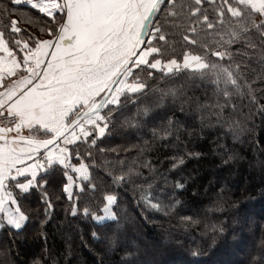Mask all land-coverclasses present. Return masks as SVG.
<instances>
[{
	"label": "snow or ice",
	"instance_id": "1",
	"mask_svg": "<svg viewBox=\"0 0 264 264\" xmlns=\"http://www.w3.org/2000/svg\"><path fill=\"white\" fill-rule=\"evenodd\" d=\"M12 4L35 10L33 19L42 23L30 32L15 18L0 21V230L12 237L26 231L31 217L22 201L37 192L46 219L54 207L48 188L60 173L69 199L74 187L101 192L102 214H92L104 229L92 233L105 245L97 264H106L109 251L131 256L121 242L116 189L131 191L144 207L171 210L184 188L172 172L184 160L176 153L164 168L137 158L136 167L117 156L104 161L105 179L90 173L94 151L120 150L105 144L118 127L129 129L126 137L150 130L151 139L178 145L181 117L192 110L229 128L245 101L264 115V0ZM71 211L77 213L76 205ZM121 264L136 262L122 258ZM248 264H264V249Z\"/></svg>",
	"mask_w": 264,
	"mask_h": 264
},
{
	"label": "trees",
	"instance_id": "2",
	"mask_svg": "<svg viewBox=\"0 0 264 264\" xmlns=\"http://www.w3.org/2000/svg\"><path fill=\"white\" fill-rule=\"evenodd\" d=\"M34 12L24 4L0 0V21L15 18L21 28L30 32H37L42 23L33 19ZM181 51L177 44L175 53L180 55ZM229 122L231 128L218 125L214 117L202 118L199 111L192 110L181 117L178 145L165 146L160 139H151L150 130L144 136L133 133L126 137L129 129L118 127L105 144L120 150L94 151L96 167L90 168V173L93 176L99 173L105 179L104 161L111 162L117 156L129 157L128 163L136 167L139 160H147L167 168L176 153L184 160L180 170L172 172L184 188L177 190L176 199L180 203L171 210L144 207L137 203L131 191L116 189L120 200L121 242L124 245V241H129L125 247L132 255L125 257L122 251H109L106 264H121L122 258L135 260L136 264H248L252 253L264 249V170L263 182L254 183L244 177L245 170L241 172L238 166L244 162L264 164V115L245 101L243 107L232 113ZM209 125L211 129L204 128ZM125 147L127 151L122 150ZM85 163H89L88 158ZM143 171L147 174V169ZM236 172H241L240 185L232 190L227 183L233 180L225 176ZM59 180L57 173L53 186L48 188L54 207L46 219L37 192L22 201L31 217L26 231L12 237L0 230V264H97L105 245L94 239L92 233L104 229L93 221L92 214H102L101 192L87 187L81 192L74 187L73 197L69 199ZM73 205L77 207L75 215L71 211ZM84 208L89 210V215H84ZM193 220L196 222L191 223ZM213 224L223 226L224 231L214 233L209 227ZM58 232L64 236L59 238ZM183 233L190 236L186 242L180 240ZM135 235L142 240H136ZM159 242L164 245L160 246ZM149 247L155 260L148 255ZM194 251L200 254L193 255Z\"/></svg>",
	"mask_w": 264,
	"mask_h": 264
},
{
	"label": "rangeland",
	"instance_id": "3",
	"mask_svg": "<svg viewBox=\"0 0 264 264\" xmlns=\"http://www.w3.org/2000/svg\"><path fill=\"white\" fill-rule=\"evenodd\" d=\"M199 120H197V123L199 124ZM204 128H208V129H211V125H209V127H207V126H205ZM133 137H131L130 139H132ZM129 139V140H130ZM258 158V157H257ZM262 158H264V156H262ZM263 161V160H262ZM240 165V168H242V171L241 172H243L244 170V172H245V176L244 177H247V179H248V181H250V182H254V183H258L259 181L260 182H263V180H262V174H263V170H264V164H263V162H260V164L259 165H255V163H249V162H244L243 164H240V163H238V166ZM241 165H242V167H241ZM238 166H237V168H238ZM241 172H236V174H233V175H231V174H226V176H225V178H229V179H232L233 180V182L232 183H227V186H229V187H231L232 188V190H233V188H236L238 185H240L239 184V180H238V178H240V174H241ZM197 174L199 175V174H201V172H199V171H197ZM208 174H211V172H209ZM216 175V174H215ZM209 176V175H208ZM214 177V176H213ZM263 192H264V190H262ZM262 191H260L261 193H263ZM58 236H59V238H62L64 235L62 234V232H58ZM135 237V239L136 240H142V237H140V236H137V235H135L134 236ZM180 237V240L181 241H187V240H189V238H190V236L187 234V233H183V234H181V236H179ZM200 236L199 235H197V239L199 238ZM164 238H166V239H168L167 237H164ZM198 240H195V242H197ZM127 242H129V241H124V246H127ZM159 245L160 246H163L164 245V243L163 242H159ZM149 250H148V255L150 256V257H153V252H151V251H153L152 249H150V247L148 248ZM163 249H165V248H163ZM151 250V251H150ZM153 259H154V257H153ZM155 260V259H154Z\"/></svg>",
	"mask_w": 264,
	"mask_h": 264
},
{
	"label": "built area",
	"instance_id": "4",
	"mask_svg": "<svg viewBox=\"0 0 264 264\" xmlns=\"http://www.w3.org/2000/svg\"><path fill=\"white\" fill-rule=\"evenodd\" d=\"M85 162V161H84Z\"/></svg>",
	"mask_w": 264,
	"mask_h": 264
}]
</instances>
